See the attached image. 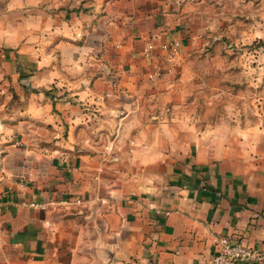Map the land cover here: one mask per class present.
<instances>
[{"label":"crops","instance_id":"obj_1","mask_svg":"<svg viewBox=\"0 0 264 264\" xmlns=\"http://www.w3.org/2000/svg\"><path fill=\"white\" fill-rule=\"evenodd\" d=\"M38 1L0 0V45L23 36L21 24L8 34L7 9L34 19L38 8L27 6ZM48 1V45L39 46L32 29L13 53L40 67L34 85L55 82L69 92L56 104L30 95L38 105L26 120L27 140L20 107L13 125L0 119L1 131L13 130L0 140L1 153L8 150L0 166V264H206L221 235L264 249V123L202 121L190 107L193 84L204 78L191 69L193 49L217 46L228 1ZM242 1L236 17L251 20L243 34L264 40V0ZM110 32L118 35L111 56ZM161 40H180L179 52L157 47L147 58L148 44ZM146 95L156 101L152 122L144 119ZM105 146L114 149L107 154ZM136 164L142 173H133Z\"/></svg>","mask_w":264,"mask_h":264},{"label":"rangeland","instance_id":"obj_2","mask_svg":"<svg viewBox=\"0 0 264 264\" xmlns=\"http://www.w3.org/2000/svg\"><path fill=\"white\" fill-rule=\"evenodd\" d=\"M227 1L228 3H226L225 9L230 10L229 12L231 16L228 20L225 19L224 23H217L220 24L218 27H222L220 30L222 36L216 40L217 46H205V48L195 47L193 49L191 57L197 59L198 62L195 63L191 69L193 70V73H204V78L201 82H195L193 84V87L197 86L198 89L194 93L192 100H190V107L197 112L196 114L201 116L202 121L215 123L227 119L232 120L233 118H242L243 120L250 122L260 119V121L264 123V40L260 39L259 35L243 34L244 27L248 29L251 26V24L248 25L251 21L249 20V17H245V19L236 17L241 6L240 2L243 3V1ZM48 3V0H39L36 4L30 3L27 6L29 9L38 8L39 14L34 19H31V16L28 14L27 18L16 17L13 9H7L8 12L12 13L8 14L7 17L2 20L3 25H5L8 34L12 35V38L15 37V29L20 28V24L22 25L23 36L22 39L17 41V44L0 45L1 75L2 67L3 69H6V72L4 73L5 80L2 76L0 78V119L2 120L3 118L2 121H6L8 126L9 124L13 125L15 119L11 116H13V112L20 107L23 111L22 117L24 120V126L20 133L22 140L30 138V136H25V133L30 132L26 120L31 118L30 114L33 113L34 104L38 105L35 102L36 100L31 98L30 95L41 92L44 95L51 97L54 104H56L57 101L62 102L66 93L69 92L67 85H58L55 82L52 83L50 87H46L44 84L34 85L32 76L35 71L40 69V67L34 66L35 64L28 65L26 63L28 62V59L18 56L19 53L17 52L16 55L13 53V51H16L28 42L26 39L30 36L31 33L29 31L32 29H36L35 33L39 35V40L36 41L40 44L39 46L48 45L51 22V20L48 19L47 13L49 10V7L47 6ZM13 4L16 5V7L21 6V2H14ZM243 7L244 6L242 5V8ZM250 10L252 11V7L248 6L247 12ZM228 24H231V26L228 27ZM224 25L227 26V28H223ZM110 34L112 37L109 38V47L105 53L111 56L113 54L115 55L111 46H115L114 44L117 41L116 37L118 35L116 33L115 35H112L111 32ZM136 44L138 46L143 45V39L138 38L135 41V45ZM61 61L63 65V60ZM65 70L66 69L62 67V71L65 72ZM20 89L25 90L28 94L21 93ZM53 90L56 91V93H53ZM62 91H65L66 93H59ZM149 97L150 96L146 95L144 99L147 111L144 119H148L149 122H152L154 121L152 114L156 111L157 106L155 105V98L150 97L149 99ZM149 101L153 104L147 106ZM75 102L78 103L79 99ZM95 104L98 105L97 102L93 101L92 105ZM100 106H102V104ZM238 110H241V113H238ZM55 111H57V109L54 105L53 112ZM12 131L13 130H9L8 127L7 131L0 130V140L2 138L4 140H6V138L10 139V133ZM31 133L34 134V132ZM87 133L93 137L97 135L99 138L101 137V134H103L104 137L108 136V134L112 135L108 131L98 133L97 131L93 132L90 130ZM2 135L5 137H2ZM1 149L2 147H0V150ZM102 149L108 154V152L114 148L105 146ZM99 150H101V148H83V151L88 153H97ZM6 153H8V150H3L2 153L0 151V166L2 164L1 156L3 155L4 157ZM32 157V155L29 156V158ZM143 167L144 164H136L133 173H142ZM122 170L132 171V168L124 164Z\"/></svg>","mask_w":264,"mask_h":264},{"label":"built area","instance_id":"obj_3","mask_svg":"<svg viewBox=\"0 0 264 264\" xmlns=\"http://www.w3.org/2000/svg\"><path fill=\"white\" fill-rule=\"evenodd\" d=\"M180 46V40L151 42L145 49V55L147 58H151L157 47L168 53L177 54ZM216 245V252L206 264H245L247 262L264 261V249L254 247L244 240L221 235L216 239Z\"/></svg>","mask_w":264,"mask_h":264}]
</instances>
